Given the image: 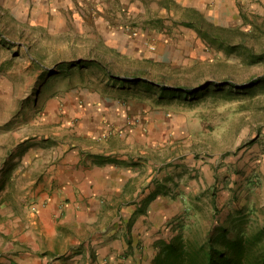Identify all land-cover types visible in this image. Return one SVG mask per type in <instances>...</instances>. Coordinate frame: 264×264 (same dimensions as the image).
I'll return each instance as SVG.
<instances>
[{"label":"rangeland","instance_id":"1","mask_svg":"<svg viewBox=\"0 0 264 264\" xmlns=\"http://www.w3.org/2000/svg\"><path fill=\"white\" fill-rule=\"evenodd\" d=\"M193 3L188 7L183 0H123L122 6L131 5L135 11L133 26L150 36L135 54L109 49L92 53L81 47L91 39L87 32L72 29L71 34L57 35L0 5V264H71L77 255L79 247L68 239L69 230L57 222L35 220L24 205H5L1 190L5 173L22 165L33 134L44 144L47 129L40 124L47 102L56 99L63 111L71 104L68 96L73 90L101 72L105 63L111 73L124 76L121 86L145 103L159 100L151 95L155 88L163 93L162 87L220 86L215 93L201 91L194 101L186 100V94L168 92L160 100L190 120L186 138L180 139V154L195 155L205 170L215 174L219 196L218 205L200 207L198 224L179 234L173 224L167 241L181 235L202 242L220 225L236 227L249 237L264 229V86L240 89L264 77V0ZM206 29L221 34L225 42L207 36ZM67 38L80 46L66 45ZM127 78L131 82H125ZM23 133L29 139L25 146L19 140ZM56 138L63 143L61 136ZM48 141L41 145L46 153ZM129 228V224L124 228L127 240ZM129 244L131 249L120 256H148L141 241ZM155 254L146 259L149 264ZM118 259L105 258L104 263L118 264ZM86 260L91 263V257Z\"/></svg>","mask_w":264,"mask_h":264},{"label":"crops","instance_id":"2","mask_svg":"<svg viewBox=\"0 0 264 264\" xmlns=\"http://www.w3.org/2000/svg\"><path fill=\"white\" fill-rule=\"evenodd\" d=\"M122 1L0 0V5L57 35L87 32L91 39L81 47L92 53L109 49L135 54L150 36L133 26L135 11L131 5L122 6ZM183 1L188 7L196 5L195 0ZM65 44L80 46L74 38ZM108 64L73 90L68 96L71 104L63 111L56 99L47 102L40 126L47 129L45 141L51 139L48 152L41 146L47 145L45 141L39 144L41 137L33 134L22 165L5 173L1 190L5 205H24L35 220L57 222L70 231L68 239L79 247L71 264H105V258L116 257L118 264H144L157 252L156 245L167 241L173 224L179 234L198 224L201 206L218 205V178L195 155L180 154V139L186 138L190 120L164 105L155 87L151 91L159 98L155 104L138 99L121 86L124 76L111 73ZM58 136L64 144L57 143ZM26 137L23 133L19 139L23 146ZM132 241H141L148 256H120L131 249Z\"/></svg>","mask_w":264,"mask_h":264},{"label":"trees","instance_id":"3","mask_svg":"<svg viewBox=\"0 0 264 264\" xmlns=\"http://www.w3.org/2000/svg\"><path fill=\"white\" fill-rule=\"evenodd\" d=\"M205 33L207 36H213L225 42L222 41L221 34L214 31L209 32V29H206ZM259 85L264 86V77L252 80L240 89L250 91ZM217 87L220 86L210 84L197 90L162 87L161 97L163 98L164 92L182 93L186 94V100L194 101L201 91L206 92L213 89L215 93L219 90ZM235 229L236 227L231 229L220 225L202 242L185 240L181 235L160 242L156 245L157 252L152 259L153 264H264V229L250 237L245 231ZM231 233L234 236L232 238Z\"/></svg>","mask_w":264,"mask_h":264}]
</instances>
